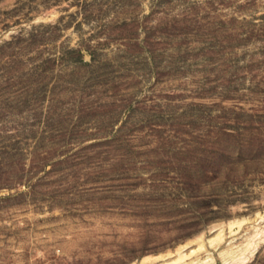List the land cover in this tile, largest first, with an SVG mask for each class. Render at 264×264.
Masks as SVG:
<instances>
[{"label": "rangeland", "instance_id": "obj_1", "mask_svg": "<svg viewBox=\"0 0 264 264\" xmlns=\"http://www.w3.org/2000/svg\"><path fill=\"white\" fill-rule=\"evenodd\" d=\"M263 233L264 0H0V264Z\"/></svg>", "mask_w": 264, "mask_h": 264}, {"label": "bare ground", "instance_id": "obj_2", "mask_svg": "<svg viewBox=\"0 0 264 264\" xmlns=\"http://www.w3.org/2000/svg\"><path fill=\"white\" fill-rule=\"evenodd\" d=\"M238 223L239 222H231L229 223V228L231 229V227L233 226V224ZM218 233L217 235L210 239L208 241V244L212 247H216L217 244L221 241L222 236H221V229H218ZM264 234V233H263ZM256 237V234L254 235ZM259 236V235H258ZM220 244V243H219ZM218 244V245H219ZM255 244L253 241L248 240V242L246 243V245H244L242 247V249L240 251L234 252V251H226L224 253H222L220 256H222L223 258V264H235V263H239L240 261L246 260V258L249 257V255L251 256L254 251H255ZM193 246H195V248L192 250L191 248H193ZM206 243L204 242V240L202 238L200 239H196L188 244H186L185 246H182L180 249L177 250V252L175 254H167V255H160L158 257H146L144 259H142L141 263L142 264H146L148 262H153L154 264H214V261L212 259L210 260H198L199 259V254L201 251H206ZM188 253H184L186 250H188ZM191 249V250H190ZM193 257H195V261L197 260V262L193 261L191 259H193ZM191 260L190 263H186V261Z\"/></svg>", "mask_w": 264, "mask_h": 264}]
</instances>
